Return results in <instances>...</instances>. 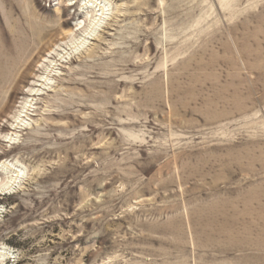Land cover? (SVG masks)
Returning a JSON list of instances; mask_svg holds the SVG:
<instances>
[{"label":"rangeland","instance_id":"374dc122","mask_svg":"<svg viewBox=\"0 0 264 264\" xmlns=\"http://www.w3.org/2000/svg\"><path fill=\"white\" fill-rule=\"evenodd\" d=\"M88 1L0 0V264H264V0H98L37 87Z\"/></svg>","mask_w":264,"mask_h":264},{"label":"bare ground","instance_id":"6f19581e","mask_svg":"<svg viewBox=\"0 0 264 264\" xmlns=\"http://www.w3.org/2000/svg\"><path fill=\"white\" fill-rule=\"evenodd\" d=\"M72 5H73V2H72ZM80 10L82 12L83 17L88 23L85 24L84 22V23L78 24L77 31L79 32V35H73V34L70 35L71 38L69 40V45L65 43L67 45V48H65L63 51L54 50L53 48L49 49L48 52H49L50 58L47 59V62L43 63V67H42L43 74L39 77V80H38V83H40L41 85L37 87L42 88L43 86L44 87L48 85L51 86L54 80V77L63 76L57 73L58 69L62 68L63 65L65 64L67 65L70 63H74L76 58L73 59L72 56L74 55L76 56L80 53L83 54V52L89 46H91V43H90L91 41H99L100 37H98L96 34L99 30L104 29L105 23L108 21L109 11H110L108 8V5L103 4V3H98V0H89L88 2H84L81 5ZM108 29L111 30V28H108ZM51 32H52V29H49L46 31H40L39 35L35 37L37 48L44 42V40L48 36H50ZM104 34L108 35V33H105V32ZM68 36L69 35H65L67 39L69 38ZM58 47L61 48L60 46ZM53 50H54V53H53ZM87 56L88 57H86V55L85 57L80 56V58H78L77 60L84 59L83 62H85L86 60L92 59L93 57H95V53H91L90 55H87ZM13 75L15 76V74ZM68 85L72 86V85H80V84L76 82V80L70 79ZM35 92H36V89L30 90L29 97L38 96L37 93L39 91L37 93ZM33 101L34 100H32L31 102ZM31 102L27 101L23 103L21 105L20 111H18L17 115L13 117V123L11 125V128L15 134L19 133L20 131L27 130L29 128L28 123H24V121L26 118L30 117L29 113H30V108L32 106ZM82 109H84V107H82ZM55 117H57L56 114H52L48 116V118L50 119H53ZM62 117L68 118L69 116L66 115ZM13 137H14V134H11L10 141L13 139ZM22 175H23V169L21 168L19 162L18 163H12V161L2 162L0 164V176H5V180H2L0 178V193L8 194V193L15 191L17 187L16 185H19L21 183L20 180H21ZM5 256L6 254L0 252V261H2L5 258Z\"/></svg>","mask_w":264,"mask_h":264}]
</instances>
